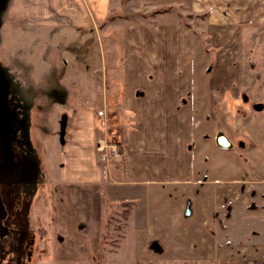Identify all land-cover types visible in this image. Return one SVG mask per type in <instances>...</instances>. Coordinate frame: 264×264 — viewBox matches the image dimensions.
<instances>
[{
    "label": "rangeland",
    "instance_id": "rangeland-1",
    "mask_svg": "<svg viewBox=\"0 0 264 264\" xmlns=\"http://www.w3.org/2000/svg\"><path fill=\"white\" fill-rule=\"evenodd\" d=\"M23 18V0H0V193L7 210L0 264H264V26L228 35L239 55L224 60L242 66L227 73L216 66L224 61L218 49L205 42V15L183 16L209 48L205 81L226 99L209 105L197 182L129 191L105 183L98 247L74 256L53 249V186L45 171L58 127L52 117L64 106L56 100L80 75L77 63L70 73L64 55H50L53 40L26 29ZM108 128L118 138L116 127ZM221 132L230 148L217 145Z\"/></svg>",
    "mask_w": 264,
    "mask_h": 264
},
{
    "label": "crops",
    "instance_id": "crops-1",
    "mask_svg": "<svg viewBox=\"0 0 264 264\" xmlns=\"http://www.w3.org/2000/svg\"><path fill=\"white\" fill-rule=\"evenodd\" d=\"M23 7L26 29L53 40L50 55H64L70 73L77 63L80 75L77 84L64 83L56 100L64 106L53 114L58 127L46 152L53 249L93 255L105 183L129 191L197 182V142L206 135L209 105L226 99L205 81L209 67L202 57L209 48L183 16L204 14L205 42L218 49L217 57L230 59L239 51L227 46L228 35L243 25L263 27L264 0H23ZM218 61L227 73L241 71L239 62ZM100 107L123 151L106 177L95 148Z\"/></svg>",
    "mask_w": 264,
    "mask_h": 264
},
{
    "label": "built area",
    "instance_id": "built-area-1",
    "mask_svg": "<svg viewBox=\"0 0 264 264\" xmlns=\"http://www.w3.org/2000/svg\"><path fill=\"white\" fill-rule=\"evenodd\" d=\"M97 117L96 126L99 129V133L97 135L95 148L98 153L99 165L105 176L110 164L122 160L123 151L119 135L117 134L116 137L118 138L115 139H112L110 136L111 132L108 128L109 122L105 108L97 109Z\"/></svg>",
    "mask_w": 264,
    "mask_h": 264
},
{
    "label": "water",
    "instance_id": "water-1",
    "mask_svg": "<svg viewBox=\"0 0 264 264\" xmlns=\"http://www.w3.org/2000/svg\"><path fill=\"white\" fill-rule=\"evenodd\" d=\"M261 104H256L255 105V108L256 109H260L261 108ZM216 143L218 146L220 147H223V148H230L232 146V142L230 141V139L224 134V133H218L216 135ZM191 213V210L189 208V204L185 210V215L188 216L190 215ZM7 216V210H6V207H5V204L2 200V197H1V193H0V233H6L7 232V228L6 226L2 225L1 224V221L4 220ZM156 243H153V247H155Z\"/></svg>",
    "mask_w": 264,
    "mask_h": 264
}]
</instances>
